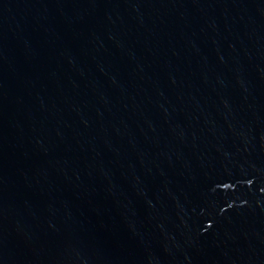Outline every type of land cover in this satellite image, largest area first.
Wrapping results in <instances>:
<instances>
[{
    "label": "water",
    "instance_id": "obj_1",
    "mask_svg": "<svg viewBox=\"0 0 264 264\" xmlns=\"http://www.w3.org/2000/svg\"><path fill=\"white\" fill-rule=\"evenodd\" d=\"M0 264H264V0H0Z\"/></svg>",
    "mask_w": 264,
    "mask_h": 264
}]
</instances>
